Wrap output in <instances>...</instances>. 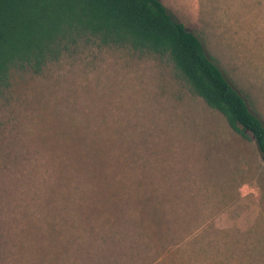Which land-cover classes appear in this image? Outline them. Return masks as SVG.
Here are the masks:
<instances>
[{
	"label": "rangeland",
	"instance_id": "obj_1",
	"mask_svg": "<svg viewBox=\"0 0 264 264\" xmlns=\"http://www.w3.org/2000/svg\"><path fill=\"white\" fill-rule=\"evenodd\" d=\"M264 123V0H160ZM169 59L81 44L0 101V264H264V155Z\"/></svg>",
	"mask_w": 264,
	"mask_h": 264
},
{
	"label": "trees",
	"instance_id": "obj_2",
	"mask_svg": "<svg viewBox=\"0 0 264 264\" xmlns=\"http://www.w3.org/2000/svg\"><path fill=\"white\" fill-rule=\"evenodd\" d=\"M169 59L178 75L264 155V123L199 38L160 0H0V101L14 75H39L81 44Z\"/></svg>",
	"mask_w": 264,
	"mask_h": 264
}]
</instances>
